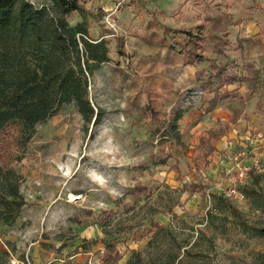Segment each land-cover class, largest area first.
Masks as SVG:
<instances>
[{
  "label": "rangeland",
  "instance_id": "1",
  "mask_svg": "<svg viewBox=\"0 0 264 264\" xmlns=\"http://www.w3.org/2000/svg\"><path fill=\"white\" fill-rule=\"evenodd\" d=\"M28 1L49 18L61 15L53 0ZM83 2L84 36L109 56L84 65L93 112L87 117L73 100L36 125L14 163L25 204L14 222L0 223V264H105L110 247L122 256L113 264H264V170L252 175L242 200L227 199L202 180L199 144L207 129L235 124L264 142V0ZM116 36L125 39L123 54ZM174 39L196 50L197 60L177 51ZM211 59L259 68L257 92L236 88L207 112L212 91L202 75ZM150 105L180 113L179 140L160 144Z\"/></svg>",
  "mask_w": 264,
  "mask_h": 264
},
{
  "label": "trees",
  "instance_id": "2",
  "mask_svg": "<svg viewBox=\"0 0 264 264\" xmlns=\"http://www.w3.org/2000/svg\"><path fill=\"white\" fill-rule=\"evenodd\" d=\"M60 16L49 18L43 9L28 0H0V223H12L19 215L25 198L21 192L23 175L14 163H19L26 152L36 125L53 115L66 102L76 101L87 117L93 112L88 100V78L84 68L90 60L109 59L106 51L96 53L102 43H93L84 35L89 34L87 8L83 0H53ZM79 12L82 20L71 25L68 17ZM173 30L165 26L166 34ZM189 34L191 31H186ZM80 33L81 37L78 36ZM171 36V35H169ZM124 37L116 36V47L124 53ZM174 47L188 58L197 60V51L189 49L174 39ZM87 59L83 62L84 53ZM72 56L70 57V54ZM90 54V55H89ZM73 58V59H72ZM210 68L202 75V86L214 96L207 107L211 110L230 91H223L235 82H252L253 89L260 71L246 68L232 61L221 63L209 60ZM151 119L158 122L161 137H175L180 113H160L150 105ZM236 119V117L234 118ZM213 131L202 136L209 156L214 146ZM162 150L165 148L162 146ZM198 183H191L192 190H199ZM264 235V225L258 228ZM105 264L118 263L122 256L113 248H107ZM127 264H131L128 262Z\"/></svg>",
  "mask_w": 264,
  "mask_h": 264
},
{
  "label": "crops",
  "instance_id": "3",
  "mask_svg": "<svg viewBox=\"0 0 264 264\" xmlns=\"http://www.w3.org/2000/svg\"><path fill=\"white\" fill-rule=\"evenodd\" d=\"M264 6V4H262ZM259 14V13H258ZM260 20L264 23V12L260 13ZM257 33L260 31L259 25L256 26ZM264 41V39H263ZM244 65V64H243ZM246 68L248 69H258L259 68H251L245 66V69L242 71L243 74H246ZM254 85L258 87L256 90L253 89L252 82H235L234 84H230L225 87L223 91L235 90L236 88L242 87L245 88L251 95L255 94L259 89V85L261 84V78L258 76L257 80H254ZM238 84V85H237ZM236 85V86H235ZM233 86V88H230ZM231 94V93H229ZM228 94V95H229ZM227 95V96H228ZM214 96L212 92V96L208 100V106L210 105V100ZM226 97V96H225ZM221 98L216 106H214L211 110H206L207 112H212L217 109L218 106L222 103L223 99ZM248 102V101H246ZM260 100L257 101L256 106H259ZM207 106V107H208ZM236 117V119H234ZM239 118V111L234 112L231 117V122L236 123ZM209 131H213L214 136L211 139V143L214 146L212 153L209 156H205L206 148L201 141L202 136H207ZM200 146L203 150L204 157L206 159L205 164L207 165L206 170H202L201 178L202 180L210 182L209 190L220 193L219 188H217V183L220 180L224 179V169L230 162L236 158H249L251 152L263 151L264 142L262 140H254L252 138L251 130H247L244 133H240V130L237 128L235 124L234 127H230L229 130L222 129L217 132L215 129H207L203 133L200 134ZM264 152V151H263ZM214 186V188H213Z\"/></svg>",
  "mask_w": 264,
  "mask_h": 264
},
{
  "label": "built area",
  "instance_id": "4",
  "mask_svg": "<svg viewBox=\"0 0 264 264\" xmlns=\"http://www.w3.org/2000/svg\"><path fill=\"white\" fill-rule=\"evenodd\" d=\"M264 170V152H251L249 158H236L224 169V179L217 183L220 193L227 199L242 200L244 187L252 175ZM11 264H30L29 258L12 259Z\"/></svg>",
  "mask_w": 264,
  "mask_h": 264
}]
</instances>
